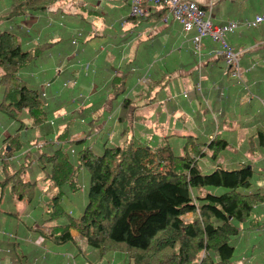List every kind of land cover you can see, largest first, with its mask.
<instances>
[{"label": "trees", "instance_id": "trees-1", "mask_svg": "<svg viewBox=\"0 0 264 264\" xmlns=\"http://www.w3.org/2000/svg\"><path fill=\"white\" fill-rule=\"evenodd\" d=\"M50 5H56V0H9L7 8L0 10V113L17 122L13 134L1 138V185L9 183L11 194L30 202L36 195V182L25 180L21 173L31 166L43 171V180L54 192L34 230L51 244L76 243L78 237L96 250L97 259L114 253L131 264H229L234 251L239 250L242 228L255 225L251 216L264 203V190L251 188L256 172L251 162L233 168L218 163L208 173L200 171L198 161L206 150L215 159L225 148L220 138L206 142L184 135L181 153L175 154L169 136L156 146L134 145L130 137L113 145L103 143L102 152L96 154L91 147L79 144L85 135L70 139L66 128L57 127L55 147L35 156L25 151L15 168L6 166V158L22 149L17 135L26 119L39 125L48 113L47 99L40 95L36 82L22 77L20 71L45 58L46 53L66 54L71 48L67 37L27 41L26 45L28 35H20L7 24L23 11H39ZM146 7L147 14L135 20L137 26L142 22L157 24L165 15L163 3ZM133 19L127 16V21ZM127 74L114 75L108 81L113 98L125 92ZM157 82L163 85L166 80L147 82V89L159 87ZM129 101L127 96L120 100L121 123H125ZM65 142L79 145L71 151L63 147ZM248 143V156H252L264 148V131L256 129ZM81 170L88 175L86 202L74 217L66 207L80 203L73 194L82 190ZM61 215H66V223L51 222ZM14 257L13 264H21V257L16 253Z\"/></svg>", "mask_w": 264, "mask_h": 264}, {"label": "crops", "instance_id": "crops-1", "mask_svg": "<svg viewBox=\"0 0 264 264\" xmlns=\"http://www.w3.org/2000/svg\"><path fill=\"white\" fill-rule=\"evenodd\" d=\"M57 1L56 5H50L54 10L57 9L55 12L46 13L43 10L41 19H37L36 23L30 26L31 35L39 36L43 31H49L55 27L48 32L57 35L51 41L62 38V34L65 37L69 34L70 38V35L75 33H79V39L75 45L71 44V38L69 39L70 52L66 54L50 52L48 55L46 53L45 58L37 59L30 65L33 68V71L30 69L33 74V83L51 81L44 97L47 99L46 107L50 110L46 120L49 128L53 130L54 142L49 140L51 145H42V150L49 151L56 146L57 127L60 130L63 128L76 129L78 125L72 127L74 121L88 124V121L93 120L92 125L89 126L91 128L95 126L97 135L104 139L103 143L112 137L116 141V131L119 129V133H121L122 129L127 126V121L121 123L118 120L120 100L127 96L130 97L127 108H131L130 114L132 115L129 117L130 129L146 136L148 145L156 146L164 137L169 136L167 140L173 151L176 148V142L172 139L173 131L182 133L184 124L182 120L187 119L191 130L184 135L191 134L199 141L206 142L217 138L222 139L226 146L217 154L216 158L219 157L221 164L229 168L251 162L257 172L251 188L264 190V148L259 149L252 156H248V141L251 134L256 129L264 131V24L254 28L240 25L225 37L228 44L238 51L239 66L241 68L250 67L242 74V83H239L235 79L223 75L222 58L210 52L211 49L218 48L216 43L207 38L203 39L204 54L202 61L197 66L196 58L190 48V34L184 36L179 24L170 19L166 23L160 20L159 23L152 25L142 22L140 26L136 25V18L127 21L129 0H63L64 5L61 6ZM75 1L79 3L72 4ZM194 1L203 6L209 5L212 21L216 24L224 23L228 19L241 23L257 14H264V0ZM5 2L3 5V0H0V10L7 8L9 0ZM222 2L228 6L227 9H222ZM75 6L86 11L88 16L94 17L96 21L103 23L108 28L103 29L100 33L92 34L94 38L88 39L92 35L85 36L82 30H76L78 28L75 25L82 18L74 17L77 15ZM40 13L33 11L32 15L38 16ZM64 13L69 14L67 16L69 24L74 28L66 30L64 27V30L57 31L56 25L47 28L41 23L45 16L61 23V19L65 17ZM17 15L19 16V14ZM18 16L12 18L7 26L21 35L23 28L17 24L20 21ZM33 29H38L39 34L35 33ZM140 34L145 35L144 39H138ZM29 38L31 36L25 39L26 45H28ZM126 50L130 51L128 57L125 56ZM55 51H60V49ZM85 64L88 65L86 72L81 68ZM55 67H59L57 72L53 71ZM125 71L128 72L126 76L127 88L121 96L113 98L107 86L108 81L114 75L119 76ZM192 71H195V75L192 74ZM163 74L165 75L163 76ZM169 75L187 78V86L181 89L175 86L170 93L166 94L162 91L165 84L162 85L163 82L160 84V81L157 82L160 84L159 87L154 86L157 90H154L155 88L147 89V82L152 83L159 78L168 80ZM66 80L75 81L71 87L75 91L88 92L89 94V91L92 92L88 104L79 113H76L82 116L74 117L75 114L67 116L69 114L68 107L60 106L62 100L72 96L69 95L72 90L66 91L61 86V82ZM175 80L177 81L176 78ZM183 91H186V95H182ZM137 101L142 102L141 106H136ZM145 109H147V113L144 114L145 119L139 118L141 123L133 119L136 116L134 113L145 111ZM56 111H61L59 116L55 114ZM98 112H100V116L97 115ZM169 118H171L170 121ZM12 129L13 124L9 123L8 127L2 130L1 137L4 133L6 136L10 133L13 134ZM6 130L10 133L7 134ZM73 134L81 138L84 132L76 129ZM116 138L119 140L121 136L118 135ZM206 151L210 156L209 150ZM24 153L25 151L17 155L18 159L15 162L19 164ZM11 156L6 158L10 163L13 162ZM216 158L210 157V161L213 163ZM11 166L15 165L11 164ZM28 169L31 174L29 178L23 177L25 180L30 179L36 182L35 176L39 172L42 173L43 179L44 173L41 169H35L32 166ZM14 213L9 212V215L14 216ZM252 216H254L251 219L255 225L249 228L244 226L242 229L247 231V235L240 234L238 239L240 264H242L241 258L251 264L262 263L259 252L264 249V203L258 205ZM39 218L32 220L31 223L21 221L24 227L19 226L12 219V222L8 223V231L0 228L3 229L0 241H3L5 245L4 247L0 245V248L5 249L4 255L0 253V264L16 262L13 252L21 257V261L18 262L21 264H26V262L28 264H60L61 261L66 260V257H73L71 254H67L69 252H61L63 255L60 256L64 258L63 260L57 257L58 253L52 250L51 243L47 239L40 241L39 244L34 243L38 237L43 239L42 235L34 230L37 227L36 223H39ZM32 223L34 224L31 228ZM73 232H70L71 235L76 237V232L75 234ZM1 233L0 230V235ZM7 233L9 236H4ZM77 239L79 240L78 237ZM9 243H12L14 249L9 246ZM16 247H18V251L15 250ZM96 255L95 250L91 260L85 258L80 264H131V262L126 263L125 260H121L114 253H109L99 259ZM30 257L32 258L30 259Z\"/></svg>", "mask_w": 264, "mask_h": 264}, {"label": "rangeland", "instance_id": "rangeland-1", "mask_svg": "<svg viewBox=\"0 0 264 264\" xmlns=\"http://www.w3.org/2000/svg\"><path fill=\"white\" fill-rule=\"evenodd\" d=\"M5 1L6 0H3V5H5V3H6ZM76 1H80V0H76ZM76 1L73 2L72 4L76 5V3L77 4L79 3ZM219 2H217V3H219ZM57 3L60 6L64 5L63 0H58ZM208 6L209 5L207 4L204 7H208ZM75 7L77 8V10L75 11L77 15H74V17H76L77 19L82 18L81 20H79V22L76 23L75 27L78 28L76 30H79V31L82 30L83 34L85 33V36H89V35H92L94 33H100V32H102L103 29L108 28L103 23L96 21V19L94 17L88 16L86 11L81 10L78 6H75ZM227 8H228V6H225V3L222 2V9L225 10ZM43 10L46 13H53L57 9L54 10L53 6H47L46 8L39 10V12H41V13L38 16H36V15L33 16L32 15L33 11H31V10L23 11L22 13L19 14V16L16 15L20 19V21L17 24L22 26V28H23L22 33L24 35L31 36V38H29V41H33L35 43H38L41 40H46V41L52 40L53 38H55L57 36L55 33H53V34L48 33L52 29H54L55 27H52L49 31H43L42 33H40L39 36L31 35L30 26H32L34 23H36L37 19H39V18L41 19L40 16H41ZM58 10L62 11L61 9H58ZM64 15H65V17L61 19V23L57 22L55 20H52L50 17H47V16L44 17V20H42L41 23L44 24L47 28H49L52 25H56L57 31L64 30V27L66 28V30H70L71 28H74V27H72V25L69 24V20L67 18V16L69 14L66 15L64 13ZM228 20H230V19H228ZM248 20H250V19H248ZM245 21H247V20H245ZM245 21H243V22H245ZM236 22H238V21H236ZM243 22H241V23L238 22V23L241 25ZM8 28H10V27H8ZM33 30L35 31V33L39 34L38 29H33ZM56 33H58V32H56ZM73 35L74 34L70 35L71 39L69 38V34L66 37L68 39L72 40ZM62 36L65 37L64 34H62ZM138 37H137L138 39H140V38L144 39L145 35L140 34ZM129 52H130L129 50H126L125 56L128 57ZM30 65H28L26 68H24L23 70L20 71V75L22 77L25 76L26 78H28L29 81H31L33 78V74L31 72V71H33L32 70L33 68ZM30 69H31V71H30ZM53 71H54V69H53ZM175 78L177 79V81L175 80ZM164 79L166 80L167 78H164ZM44 82L45 81H42L41 83H36V85L38 86V90ZM186 83H187V78L180 77V76L175 77L174 75H169L168 80H166L165 85L163 86L164 89L162 91L167 94V93H170L171 89L174 88L175 86H178L179 89L186 87L187 86ZM61 86H62V82H61ZM72 86H73V84L71 82H68L67 85L63 87L64 89H66V91L72 90L73 93L71 92V94H69L72 96H68L67 99L62 100L60 106L64 105V106L68 107V109H69L68 113L69 114H67V116H72L74 114H75L74 117H77V115L82 116V115L76 114V113H79L80 110L83 109L84 106H86V104H88L89 96H91L92 92L89 91L90 92V94H89L88 92L86 93V92H81V91H75L71 88ZM154 90H157V88H155ZM90 100H91V98H90ZM141 103L142 102L137 101L136 106H141ZM142 106H144V105H142ZM130 109L131 108H127V112L125 113V121H127V126L124 128L125 129L124 134L119 133V129H118L115 133V140L116 141H114L113 137H112V139H110V138L106 139V141H105L106 145L117 144V143H120L125 138H130V137L133 138L134 145L142 146V145H148L149 144L147 142L146 136H144L142 134H138L135 130L130 129L129 117L130 116L132 117V115L130 114ZM60 112L56 111V113L55 112H53V113H55L57 116H59ZM49 113H50V110H48L47 116ZM145 113H147V109H145V111H137L136 113H134L136 116L133 119L137 120L139 123H141L139 118L142 117L144 120L145 119V116H144ZM97 115L100 116V112H98ZM101 116H104V115H101ZM170 120H171V118H169V121ZM9 122L13 124V131H14L15 128L17 127V125H16L17 122L16 121L12 122L11 120H9V118L6 119L5 116L2 113H0V142H1V138H2L1 132H2V130H4L5 127H8ZM23 122H24V120H23ZM182 123H184L182 126L183 127L182 133L180 131H178V132L173 131L174 135H172V139H174L176 142V148L173 149V152L175 154L181 153V147H182V144L184 142L182 135L189 133V131L191 130V125L188 123L187 119L182 120ZM24 125H25L24 128L19 130L18 131L19 133L17 135V138H19L20 142H22V149L20 151H17L14 155L11 156V158H13L12 163H10L8 161H7V163L5 162L7 167L15 168V166L18 165V162H15V160L18 159L17 155L21 154L22 152L27 151L28 153H30L31 156H35L37 152L42 151V149H41L42 145H44V146L51 145V143L48 142L49 140L54 142V138H53L54 133H53V130H51L49 128V125L47 124V120L40 123L39 125H31V122L26 119ZM75 125H78V127L76 129L83 131L85 134V136L83 134V136H84L83 142H85V143H79V144H81L83 146L87 145V146L91 147L93 152H95L96 154H100L102 152V149H103L104 139L101 138L99 135H97V133L95 132V128H94L95 126L93 128H91V126H89L88 124H85V123L83 124V123L74 121V123H72V127H74ZM76 129H66L65 132L68 135L67 138H70V139H74L75 137L78 138L77 136H74V134H73ZM8 133H10V131H7V134ZM78 135L80 136V134H78ZM118 135L121 136V138L119 140H117V138H116ZM5 136L6 135L4 133L3 137H5ZM35 139H38V140H35ZM35 141H37L38 143L35 144L36 143ZM44 142H47V143L44 144ZM56 143H57V141H56ZM40 144H41V147H39ZM78 145L74 144V142L63 143V147L65 149H68V150L76 149L78 147ZM149 146H151V145H149ZM0 147H1V143H0ZM43 150H45V149H43ZM210 160L211 159H210V156L208 154V151H206L205 155L198 162V166H199L200 171L202 173H208L214 167L216 162L221 163V161H219V157L216 158V161L213 163ZM2 164H3V162L0 161V180L2 179V176H3V171L1 168ZM11 164H14L15 166H11ZM256 173L257 172H254L253 177H252V181H254V178L257 175ZM30 174H31V171L28 168H25V171L23 173H21V176L25 177V178H29ZM35 180H36V185H35V194L36 195H34L33 199L30 202H27L25 197L18 198V196L11 194L10 188H9V183L4 184V185H1V183H0V226H1L0 228H4V229H6V231H8V227H9L8 223L12 222L11 221L12 219H14V222H17V224H19V226H21L22 225L21 221H24V222L28 221L27 223H31L32 220L38 219L39 217H42L44 215L43 208H44L45 202L49 199V197L54 192V190H51L49 188L47 182L42 179V173H40V172L37 173V176H35ZM79 180L81 181V184H82V190L76 191L73 194L74 195L73 198L75 200H78L80 203L78 204V206L75 204H72L71 206L69 205L68 207H66V209L69 210V214H71L74 217L80 213L81 209L83 208V206L86 202L85 190L87 187L88 175H87L85 170L80 171ZM9 212H15L17 214V217L9 215ZM253 217L254 216H251V218H253ZM51 222L59 223V224L66 223L67 217H66V215H61V216H58L54 221H51ZM22 227H24V226L22 225ZM0 230L2 231V233L0 235V238H1V236L3 235V229H0ZM246 232H247L246 230H243L241 235L242 234L247 235ZM73 233L75 234V232H73ZM4 236H6V237L9 236V233H7L6 235L4 234ZM42 240H44V239H42ZM0 245L3 247L5 246L3 241H0ZM6 246H8V245H6ZM9 246L11 248L14 247L12 245V243H9ZM51 246H52V250L54 252L58 253L57 257H59L62 260L64 258L61 257L60 255H63L64 252H69L67 254H71L73 256L72 258H71V256L66 257V260L61 261L60 264H73V263L74 264H80L82 262V260L84 261L85 258H87L88 260H91L92 254L95 253L94 248L86 245L85 243H83L82 241H80L78 239H77L76 243L66 242L63 244H51ZM15 250L18 251V247H16ZM63 250H65V251H63ZM70 250H71V252H70ZM61 252H63V253H61ZM0 253L2 255H4L5 249L0 248ZM13 253L15 254L16 252H13ZM14 254H13V256H14ZM239 254H240V251L236 249L234 251V256H233V258L229 264H240L239 263ZM50 256H51V254H50ZM260 256L262 257V263L261 264H264V249L260 250L259 257ZM31 258L32 257H30V259ZM249 263L250 262L245 261V264H249ZM26 264H28V262H26ZM242 264H243V262H242Z\"/></svg>", "mask_w": 264, "mask_h": 264}, {"label": "built area", "instance_id": "built-area-1", "mask_svg": "<svg viewBox=\"0 0 264 264\" xmlns=\"http://www.w3.org/2000/svg\"><path fill=\"white\" fill-rule=\"evenodd\" d=\"M166 5L165 15L161 21L166 23L169 19L177 22L180 26L182 34L189 36L190 48L196 58L197 66L202 61L203 39H209L211 42L218 45L217 49H211L215 55H219L223 61L222 73L224 76L235 79L237 82L242 83V74L248 68H241L238 64V51H235L227 42L226 35L233 32L240 24L234 20H227L224 23L216 24L212 21L211 13L208 7L198 4L194 0H129V16L134 18H141L147 14L148 4ZM264 24V14H257L252 19L247 20L241 24L248 28H254L258 25ZM79 39V33L73 35L71 44L75 45ZM84 72L87 71L88 65L85 64L81 67ZM59 67H55L54 72H57ZM68 82L75 83L74 80H66L62 82V87L66 86ZM51 84V81H45L39 88L41 96H45L46 88ZM182 95H186L183 91ZM72 151V150H71ZM42 241L41 237L34 240L35 244ZM247 261L244 258L240 262Z\"/></svg>", "mask_w": 264, "mask_h": 264}]
</instances>
